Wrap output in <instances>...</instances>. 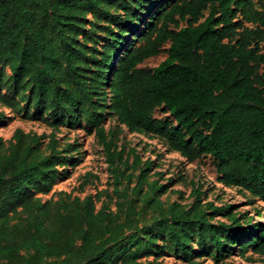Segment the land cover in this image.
I'll use <instances>...</instances> for the list:
<instances>
[{
    "label": "trees",
    "instance_id": "16d2710c",
    "mask_svg": "<svg viewBox=\"0 0 264 264\" xmlns=\"http://www.w3.org/2000/svg\"><path fill=\"white\" fill-rule=\"evenodd\" d=\"M151 1L0 0V73L8 69L11 91L0 101L24 102L54 127L82 117L105 152L115 197L114 209L96 207L99 193L41 201L36 193L52 189L66 158L53 135L44 146L15 131L8 146L0 143V264H166L140 260L158 240L188 264H199L193 244L215 259L234 246L264 256V226L249 225L232 205L203 202L199 191L191 204L162 201L166 187L148 179V166L136 173L134 149L118 148L102 124L114 116L187 162L209 156L217 182L264 203V0L157 2L123 50L122 28ZM95 28L103 31L100 49L88 43ZM164 45L157 66H139ZM159 107L172 119L155 117Z\"/></svg>",
    "mask_w": 264,
    "mask_h": 264
},
{
    "label": "rangeland",
    "instance_id": "374dc122",
    "mask_svg": "<svg viewBox=\"0 0 264 264\" xmlns=\"http://www.w3.org/2000/svg\"><path fill=\"white\" fill-rule=\"evenodd\" d=\"M166 0H153L144 3L137 8L136 18L133 25L128 24L122 28L124 38L128 42L123 46L127 48L133 34L141 32L145 24L149 23V17L156 12L157 2ZM88 20H92L88 16ZM96 22V20H93ZM99 26H108L107 22L100 21ZM184 25V22L179 26ZM90 25H86L89 29ZM114 30L118 31L116 26ZM94 39L88 41L97 49H100L103 42V31L95 28ZM164 45L161 52L153 57L145 59L139 66L153 68L165 57ZM123 50H120L113 59L118 58ZM115 52V51H114ZM112 59L105 61V66L112 64ZM10 73L7 68H2L0 73V95L10 96L11 91L5 87ZM20 102V96H15ZM154 116L158 118L172 119V116L163 107L155 110ZM44 114L38 113L32 106L27 107L26 103L20 102L18 106L8 107L0 101V143L8 146L15 131L19 130L24 134H35L45 146L50 136L53 135L58 141L57 150L63 151L66 163L58 166L57 176L48 193L37 192L36 197L41 201L48 200L51 196L54 199L58 196L69 194L83 198L87 195L95 196L100 194L96 207L102 204H109L114 209L115 197L112 195L110 175L105 161V152L98 143L94 129H90L82 117L71 124L61 123L52 126L45 119ZM102 124L106 133H113L115 142L120 148L124 146L125 153L133 148L129 156V162L134 157L139 160L137 171L145 166L149 167L148 179L157 180L166 189L161 194L164 202L179 201L181 204H191L195 200L196 191L200 192L203 202H212L216 206H231L230 210L239 217L246 214L249 217L248 224L253 226L260 224L264 226V203L253 198L245 190L237 187H226L217 182L213 158L207 156L193 162H187L178 152L171 151L167 144L156 136L141 131L130 132L128 128L120 124L114 116L106 115ZM146 163V165H145ZM89 175L87 182L82 184L84 176ZM215 220L228 222V218L218 215ZM244 221V220H242ZM163 242L158 240L149 252L144 251L140 255L141 261H161L166 264H188L181 254H175L161 248ZM213 250L198 248L193 244L192 259L199 264H264V256L252 252L251 248L240 252L238 246L233 247L231 253L215 259Z\"/></svg>",
    "mask_w": 264,
    "mask_h": 264
}]
</instances>
